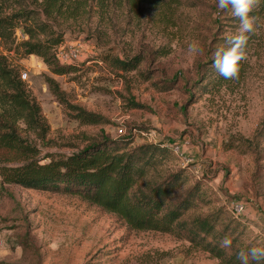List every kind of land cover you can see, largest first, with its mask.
<instances>
[{
	"label": "rangeland",
	"instance_id": "374dc122",
	"mask_svg": "<svg viewBox=\"0 0 264 264\" xmlns=\"http://www.w3.org/2000/svg\"><path fill=\"white\" fill-rule=\"evenodd\" d=\"M217 5L218 0L93 3L89 15L64 25L59 48L79 52L71 63L77 71L64 75L51 73L37 56L19 57L2 46L0 52L26 73L20 78L49 126L41 155L69 153L102 135L131 133L134 145L150 143L141 132L155 129L161 142L185 141L182 156L170 150L168 165L185 168L189 185L201 182L202 204L185 217L222 209L225 223L239 222L242 239L264 243V135L258 145L254 137L264 124V10L249 13L256 17L255 32L242 74L201 93L195 81L204 69L208 73L216 47L240 23L231 5ZM193 42L198 50L189 52ZM106 52L143 60L134 71L115 73L93 59ZM46 77L58 82L68 103L101 115L102 122L77 120ZM239 200L253 219L232 215L230 203ZM0 241V261L8 264H184L208 255L168 233L131 230L115 213L78 195L14 185L0 191Z\"/></svg>",
	"mask_w": 264,
	"mask_h": 264
},
{
	"label": "trees",
	"instance_id": "16d2710c",
	"mask_svg": "<svg viewBox=\"0 0 264 264\" xmlns=\"http://www.w3.org/2000/svg\"><path fill=\"white\" fill-rule=\"evenodd\" d=\"M108 1L0 0V46L19 57L41 58L56 75L77 71L78 67L62 63L57 57L67 29L64 25L89 15L93 3L102 7ZM253 8L262 12L264 0H259ZM247 35L245 50L253 40L251 33ZM229 46L223 38L218 48ZM97 57L93 59L108 64L115 73L134 71L143 60L140 55L120 57L110 52ZM7 59L0 52V191L14 185L78 195L115 213L131 230L171 234L200 248L220 264H245L239 258L241 252L246 264H264V258L254 259L250 253L253 247L264 249V243L254 238L242 239L239 222L225 223L227 216L224 214L222 218V209L185 217L202 204L201 182L189 185L185 168L174 169L168 165L172 154L167 147L151 143L134 145V135L130 133L117 138L102 135L69 153L41 155L42 146L48 145L49 126L40 105L21 80L19 69ZM213 61L214 57L208 62V73L204 69L199 74L200 80L195 81L201 93L233 80L221 76L213 67ZM239 64L238 76L244 71V59ZM46 83L81 123L102 122L101 115L68 103L54 78L46 77ZM262 135L264 124L254 136L255 145ZM244 141L250 147L254 145L252 139ZM225 240L231 241L230 246ZM0 264L8 263L0 261Z\"/></svg>",
	"mask_w": 264,
	"mask_h": 264
},
{
	"label": "clouds",
	"instance_id": "9594fccd",
	"mask_svg": "<svg viewBox=\"0 0 264 264\" xmlns=\"http://www.w3.org/2000/svg\"><path fill=\"white\" fill-rule=\"evenodd\" d=\"M259 3V0H218V8L224 10L231 5L232 15L240 21L239 28L236 34L226 37L227 48H218L214 54L213 67L225 79H235L239 74V62L245 58V46L249 39L248 33H254V24L256 17L250 16L249 13L253 7ZM198 50V44L193 42L189 45V52ZM225 244H231L230 240H225ZM223 246V245H222ZM252 258H264V249L253 247L250 249ZM239 258L245 261L243 252L239 253Z\"/></svg>",
	"mask_w": 264,
	"mask_h": 264
},
{
	"label": "built area",
	"instance_id": "2783aa9c",
	"mask_svg": "<svg viewBox=\"0 0 264 264\" xmlns=\"http://www.w3.org/2000/svg\"><path fill=\"white\" fill-rule=\"evenodd\" d=\"M79 56V52L77 48H68V49H64V48H59L57 49V57L59 58V60L62 63L65 64H71L75 59H77ZM20 77L22 79H24L26 77V73H21ZM118 132L120 134H124V131L122 128L118 129ZM141 134L147 139V141H149L150 143L153 144H158L162 147H167L169 148L173 153L181 155L182 156V150L184 145L186 144L185 141H173L171 143H165V142H161L160 138H159V133L155 130V129H148L145 132H141ZM246 208V203L243 201H232L230 203L229 209L232 213V215L237 218L239 216H241L243 214V212L245 211ZM2 245V242L0 241V246ZM166 264H177L175 261L173 260H169L166 262Z\"/></svg>",
	"mask_w": 264,
	"mask_h": 264
},
{
	"label": "crops",
	"instance_id": "0c3cea01",
	"mask_svg": "<svg viewBox=\"0 0 264 264\" xmlns=\"http://www.w3.org/2000/svg\"><path fill=\"white\" fill-rule=\"evenodd\" d=\"M245 217L246 219H253V215L249 213V209L246 204L245 211L241 215ZM184 264H220L217 259L208 257L207 254L205 256H202L200 258L197 257H190V259H186L184 261Z\"/></svg>",
	"mask_w": 264,
	"mask_h": 264
}]
</instances>
